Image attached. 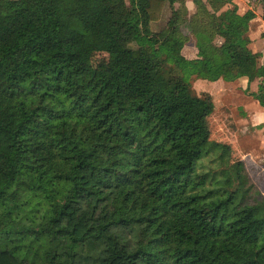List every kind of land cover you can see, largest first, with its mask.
Segmentation results:
<instances>
[{
	"label": "trees",
	"instance_id": "1",
	"mask_svg": "<svg viewBox=\"0 0 264 264\" xmlns=\"http://www.w3.org/2000/svg\"><path fill=\"white\" fill-rule=\"evenodd\" d=\"M192 1L206 18L188 22L198 54L186 58L185 0H0V242L65 232L78 245L43 264H264L262 205L200 192L214 105L188 80L259 78L264 109L255 13ZM0 264L21 263L0 248Z\"/></svg>",
	"mask_w": 264,
	"mask_h": 264
},
{
	"label": "rangeland",
	"instance_id": "2",
	"mask_svg": "<svg viewBox=\"0 0 264 264\" xmlns=\"http://www.w3.org/2000/svg\"><path fill=\"white\" fill-rule=\"evenodd\" d=\"M238 2V11L242 7L244 10L252 9L255 13L250 21L253 32L249 47L261 54L258 63L264 64V26H260L263 22L260 0ZM170 14V7L166 3L159 20L151 22L150 29L154 32L163 29ZM184 18L186 21L181 28L188 38L185 46L188 56L194 43L188 22L204 20L206 12L196 7L192 0H185ZM214 43H221V39L215 38ZM91 62L93 67L106 70L108 53H92ZM184 77L188 79L186 75ZM188 80L195 94L208 93L214 105L207 119L211 147L197 164V170L206 172L208 179L200 192L206 198L232 193L235 204H261L257 216L264 219V109L251 95L257 90L261 79L257 78L248 84L243 77L226 82L222 79L208 81L192 75ZM235 170H239L242 175L239 179L234 178ZM228 176L232 179L231 187L225 189L224 183ZM0 248L12 252L21 264H43L52 259L67 263L79 247L68 239L65 232H57L39 235L5 233L1 236Z\"/></svg>",
	"mask_w": 264,
	"mask_h": 264
},
{
	"label": "crops",
	"instance_id": "3",
	"mask_svg": "<svg viewBox=\"0 0 264 264\" xmlns=\"http://www.w3.org/2000/svg\"><path fill=\"white\" fill-rule=\"evenodd\" d=\"M236 5H240L239 4V2H238V0H232ZM238 7V6H237ZM239 10L240 11H238V13H240V14H242V13H244L246 10H249V9H246V10H244V9H242V7L241 8H239ZM252 10V9H251ZM251 24L252 23H250L249 24V32H248V36L250 37V40L252 41V38H251V34H252V32L253 31H251ZM260 26H264V22H262L261 24H260ZM261 28V27H260ZM263 30L264 29H262V32H263ZM250 44H251V42H250ZM249 44V45H250ZM252 50V49H251ZM253 51V50H252ZM189 52V54H188V56H186V52H185V47H184V49H183V54H185L184 56L186 57V58H191V57H193V56H196L197 54H198V51H197V49L193 46V49L192 48H190V51H188ZM254 52V51H253ZM246 82H247V80H246Z\"/></svg>",
	"mask_w": 264,
	"mask_h": 264
}]
</instances>
